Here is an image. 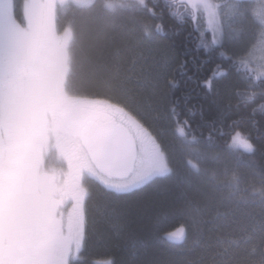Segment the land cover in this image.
I'll use <instances>...</instances> for the list:
<instances>
[{
    "label": "snow or ice",
    "instance_id": "obj_1",
    "mask_svg": "<svg viewBox=\"0 0 264 264\" xmlns=\"http://www.w3.org/2000/svg\"><path fill=\"white\" fill-rule=\"evenodd\" d=\"M20 7L18 15L16 0H0V264H81L94 188L104 196L145 192L171 179L177 166L197 179L182 202L159 205L157 226L161 239L183 242L184 227L169 232L163 222L201 214L207 195L198 177L205 169L190 156L177 159L166 140L203 156L204 132L192 109L168 92L141 90L128 61L164 34L166 17L191 22L197 51L216 65L206 90L223 81L235 107L259 99L250 115L259 111L264 119V0H22ZM245 33L252 39L243 40ZM166 84L169 92L177 86ZM232 107L219 112L206 139L215 133L222 151L255 154L239 122L227 123ZM236 180L233 172L227 186ZM259 180L252 194L264 200V173ZM245 230V243L258 237L251 253L223 248L218 235L222 250L209 245L211 264H264V218Z\"/></svg>",
    "mask_w": 264,
    "mask_h": 264
},
{
    "label": "trees",
    "instance_id": "obj_2",
    "mask_svg": "<svg viewBox=\"0 0 264 264\" xmlns=\"http://www.w3.org/2000/svg\"><path fill=\"white\" fill-rule=\"evenodd\" d=\"M16 3L20 15L22 0H16ZM225 5L221 6L222 14L226 13ZM69 18L70 13L62 15L61 23H66ZM165 25L164 34L143 43L135 63L130 58L127 67L141 90L156 95L168 92L169 99L178 100L182 109L191 108L193 124L202 126L204 137L200 138V146L205 150L203 156L187 153L178 139L172 143L169 138L166 146L175 151L177 159L190 156L205 169L198 179L200 191L207 195V206L200 205V215L186 212L163 222V228L169 232L181 226L185 229L186 239L172 242L161 239L163 233L157 226L159 205L182 202L188 185L197 179L187 175L185 166H177L171 179L145 192L104 196L100 188H94L89 202L87 246L81 264H108L109 261L114 264H152L157 260H165L168 264H211L214 253L209 245L216 246L217 250L223 247L231 252L247 250L251 253L258 240L254 236L251 242L245 243L249 234L245 230L247 226L253 222L258 225L264 218V200L259 194H252L253 188L262 187L259 177L264 173V119L259 111L254 117L250 115L259 99L257 104L237 108V98L225 91L223 81L216 80H213V91L208 92L203 84L213 75L216 65L197 51L198 40L193 25L168 17ZM166 81L177 86L169 92ZM229 102L233 107L227 110L231 118L227 123L231 120L239 122L240 129L256 144L255 154L241 149L222 151L223 140L215 133L211 141L206 139L212 122L218 121L219 112ZM233 172L237 180L229 188L227 181Z\"/></svg>",
    "mask_w": 264,
    "mask_h": 264
},
{
    "label": "rangeland",
    "instance_id": "obj_3",
    "mask_svg": "<svg viewBox=\"0 0 264 264\" xmlns=\"http://www.w3.org/2000/svg\"><path fill=\"white\" fill-rule=\"evenodd\" d=\"M228 8H229V6H228V4L226 3V5H225V14H227L228 13ZM21 12V11H20ZM241 27V25L238 23V22H234L233 23V28H235V29H239ZM245 37H247V39H244ZM242 39L243 40H245V41H247V40H250V39H252V37L248 34V33H245V35L242 37ZM238 150H240V149H238ZM242 150V149H241Z\"/></svg>",
    "mask_w": 264,
    "mask_h": 264
}]
</instances>
